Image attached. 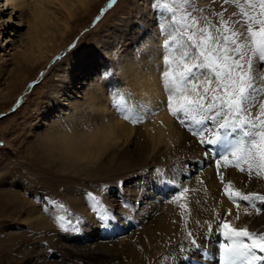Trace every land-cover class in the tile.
Wrapping results in <instances>:
<instances>
[{"label":"rangeland","instance_id":"obj_1","mask_svg":"<svg viewBox=\"0 0 264 264\" xmlns=\"http://www.w3.org/2000/svg\"><path fill=\"white\" fill-rule=\"evenodd\" d=\"M7 1L0 0V17L7 15L13 18V22L6 23L0 19V31L4 35L16 36V39L11 46L0 45V264H36V257L44 256L48 252L47 247H37L44 244L53 248L67 261V264H165L167 254L184 244L182 240L189 231L195 233L194 238L200 237L199 242L204 245L206 243L202 239L204 230H207L208 224L215 225L213 227L215 229L217 221H210L209 208L204 207L200 215L198 213L195 217L186 209L188 207L185 205H195L197 192L193 189L180 197L175 187L169 190L166 184L161 186L165 187L163 199L160 197L162 195L159 196L155 192L148 195L147 199L145 197L144 202H131L129 203L131 207L126 208L125 193L132 191L130 189L133 185L143 178V175L139 176L141 166L139 163H131L129 158L121 160L124 167L110 166L109 163H114L115 159L108 160L109 158L114 155L118 159L116 147L110 144L111 141H108L103 149L100 147L97 150L96 154L99 155L95 165L87 164L84 168L79 166L77 169L66 168L61 161V154H64L65 148L62 135L67 136L68 139L74 136L75 140L76 135H80L79 132L84 129L86 131L89 125L87 126L85 117L82 116L85 109L80 98L82 95H79V91L75 88L69 93L66 92V84L59 82L65 75L64 69L70 66L67 64L68 66L65 67L64 64L58 68L57 63L61 64L65 57L75 53L79 46L81 48L78 53L81 55L86 53L82 60L93 61V71L70 73L73 76L79 74L84 80L85 85L81 86L80 93H85L88 87L92 88L95 84L99 86L101 80L106 78L99 73L102 64L106 67L113 66L111 73L121 75L122 71L118 66L120 46L117 44L118 40L113 39L114 36H121L119 30H124L120 21L128 18L133 27H131L133 30L131 39L138 35V38L136 37L138 45L131 48L132 56L138 58L141 49H148L149 54L153 53L154 58L158 59L157 64L160 62V67L166 68L164 60L171 57L172 67L176 68L180 59L177 51L180 44L173 42L172 46L166 49L164 41L171 40V36L177 34L163 30L167 28V24H164L150 7L153 0H101L97 8L92 7L94 2L87 7L77 3L75 7L72 5L73 0H68L65 5L59 3L48 5L50 11L48 19L51 20L44 25L42 32H36L43 46L41 56L44 58L41 59L39 52L34 53L36 49L34 43L30 39L28 41V32L31 28L29 21H32L34 15L33 1L21 0V4L24 5L23 10H19V6L13 7L10 1L8 3ZM81 7L83 10L79 9ZM241 7L251 15L257 14L244 4V0H240L239 6L234 4L233 0H228L227 4L224 0H191V4L186 5L177 15L180 16L184 12L191 13V16L197 20V28L208 27L209 31L215 34L217 28H222V20L229 22L234 20L233 11L238 13ZM220 13H223V17L218 15ZM164 15L169 16L167 13ZM205 18L211 26L205 22ZM1 25H5L4 28ZM253 27L255 28V25ZM113 32L115 35L112 37ZM146 32H151L149 39L153 43L158 42V45L148 43L144 34ZM106 39H110L109 42H106ZM177 39L181 43H187L183 37L178 36ZM60 47L61 49L58 50ZM22 52H25V56L27 53L30 60L20 57ZM45 58L48 59L47 63H44ZM35 64L37 65L34 68ZM179 70L177 68V71ZM64 79L67 80L66 77ZM113 86L115 87L116 84ZM59 91L63 95L58 98L54 92ZM107 101L106 109L111 107L107 113L116 116L119 113L116 98L114 95H109ZM123 104L121 103L122 106ZM88 115H91L90 110L87 112ZM137 125L143 130V122ZM59 129L62 135H57L59 137L57 141L54 135ZM122 146L123 142L120 143L119 148ZM101 167L109 172L101 171ZM204 170L206 171V168H200V171L194 172L192 176L197 179L199 173L207 172ZM205 177L210 179L208 176ZM120 180L125 182L122 189L117 188ZM189 183L190 179L183 187L189 189ZM37 189L41 192L37 193ZM85 192H92L106 209L114 211L118 217L127 216L131 220L121 218L113 227L102 229L98 224L94 202L84 195ZM174 192L181 203L176 200L177 198L172 197ZM38 194L55 199L57 203L64 204L72 216L83 218L82 231L75 235L65 234L60 229L59 222L54 219L58 214L56 209H51L50 214L39 210L40 205L33 198ZM208 194L205 190L201 195ZM155 198H158L156 200L159 203L156 210H151L145 203H152ZM226 201L232 203L227 196ZM175 202L180 203L177 205L179 211L183 207L187 210L186 215L190 220H187L186 225L182 224V209L179 212L178 209L176 211L170 208ZM237 204L242 209L238 219L246 218L251 210L245 208L243 202ZM262 207L260 213L264 220V206ZM146 211H148L147 217ZM175 212L176 214L179 212L176 217H174ZM168 215L172 219L171 223L162 226V229L164 226L170 228L168 236L164 235L167 243L165 247L157 249L154 244L157 234H160L156 229L157 223ZM221 215L220 217L228 220V213L224 211ZM194 218L200 222L202 220V224L193 225ZM172 227L177 228L173 237H171ZM217 239L218 237L213 234L212 239L207 242L212 258L205 264H219L216 254ZM199 252L194 251L191 255L202 264ZM188 261L179 259L178 264L191 263L190 260ZM41 264H58V262L52 260Z\"/></svg>","mask_w":264,"mask_h":264},{"label":"snow or ice","instance_id":"obj_2","mask_svg":"<svg viewBox=\"0 0 264 264\" xmlns=\"http://www.w3.org/2000/svg\"><path fill=\"white\" fill-rule=\"evenodd\" d=\"M224 2L227 4L228 0ZM233 3L239 6L240 0H233ZM190 4L191 0H153L150 6L167 24L163 30L177 34L172 35L171 40L164 41V48H170L173 42L180 44L177 49L180 59L176 68L172 67V58L168 57L164 60L167 67L157 69L168 92L167 108L179 124L198 138L199 144L204 145V155L215 163L217 170L221 167V161L228 162L231 156L235 167L241 172L247 170L249 179L253 178L255 172V179L264 181V0H244V4L257 14L251 15L241 7L238 13L233 11L234 20H222V28H217L215 34L208 27L197 28V20L191 13L177 15ZM165 13L169 16H165ZM218 15L223 17V13ZM0 19L6 23L13 22V18L7 15ZM205 22L210 25L206 18ZM178 36L185 38L187 43H181ZM15 39L16 36L4 35L0 31V45L11 46ZM177 68L180 70L177 71ZM102 75L110 76L111 70H105ZM146 108L143 104L138 107L125 105L123 118L138 124L149 114L145 112ZM225 141L230 144L227 150L222 148ZM242 163L247 165V169L241 167ZM224 166L227 167V163ZM153 171L159 172V169ZM220 176L223 181V175ZM169 182L180 196L189 191L175 176ZM124 186L123 180L117 184L118 189ZM36 191L41 192L39 189ZM224 191L233 203L250 202L256 208L257 215L260 214L261 207H257L255 202L259 201L264 206V194L254 190L233 191L228 185ZM84 195L94 202L98 224L102 229L113 227L121 218L131 220L127 216L118 217L114 211L106 209L92 192H85ZM172 197L179 198L175 192ZM33 198L40 205L41 212L50 214L51 209L58 211L54 219L65 234L75 235L82 231L83 218L72 216L64 204L46 195L38 194ZM124 206L128 208L131 205L124 201ZM213 234L218 237L216 254L219 264H264V232L232 227L224 217L217 220L215 229L212 224L207 225L203 233L204 245L200 244L199 238H194L195 233L187 232V245L181 244L168 253L165 264H178L179 259L188 260L194 251H200L202 264H205L212 258L207 242ZM37 247H47L48 252L36 257V264L52 260L67 264L46 244Z\"/></svg>","mask_w":264,"mask_h":264},{"label":"bare ground","instance_id":"obj_3","mask_svg":"<svg viewBox=\"0 0 264 264\" xmlns=\"http://www.w3.org/2000/svg\"><path fill=\"white\" fill-rule=\"evenodd\" d=\"M9 1L10 4L13 5V7L19 6L18 9L23 10L24 5L21 4V0H8L7 3ZM32 1H33L32 4L34 5L32 6L33 12L32 11L31 12L34 15L32 17V21L31 20H30L31 22L29 21V23L31 24V28L29 27L30 29L28 32L29 35L28 41L30 39V41L34 43L36 47L34 53L39 52L41 56L43 46L39 42L40 37H38L36 32L38 31L42 32L43 31L42 29L45 28L44 25L48 22V20H51V18L48 19V16L50 15L48 5L56 4V3L65 5V2H67L68 0H32ZM100 1L101 0H73L72 5L75 6L77 3L78 5L80 3L84 7H87L90 4H92V2H94L95 4L92 7L97 8ZM79 9L83 10V7ZM150 19L152 20L153 18ZM120 22H121L120 24L123 27L122 29L124 30H121L122 33L119 30L121 36L118 35H117L118 37L114 36L113 40L116 41L117 39L118 40L117 44L120 46V52H118V56L120 57V60L118 61V66L122 71L121 75L120 74L115 75L111 73L110 76L103 78L101 80V84L99 86H96L95 84L92 88L88 87L85 93H80L81 86L85 85V82L83 79L80 78L79 74L94 70L92 68L93 61H89L88 59L87 61L82 60V58L85 57L86 53L82 55L78 53L81 46H79L78 49L75 50V53L73 54L70 53L67 57H65L64 61H62L61 64L60 63L56 64L57 65L56 67L58 68L64 64H66L65 67H67L68 65L70 66L68 67V69L67 68L64 69L63 73H65V75L60 78L59 82L62 84H66L67 86L66 92L69 93L71 89L75 88L77 89V91H79V95H82L80 98H82L83 101V108L85 107V109L82 112V116L85 117L84 119L87 126L89 125L86 128V131L84 129L83 131L79 132L80 135H76L75 140L73 139L74 138L73 135H72L73 136L72 139L71 138L68 139L67 136L62 135L61 134L62 131L60 129L59 132L55 133L54 136L56 140L57 139L59 140V137L57 135L63 136L62 141L65 148H64V154L63 153L61 154L62 164L66 168L76 167V169L79 166H83L84 168V166L87 164L95 165L96 159L99 155L96 154L97 150L100 147H102L103 149L104 145L108 141H111L110 144L116 147L117 155L116 154L115 155L118 159H116L113 155L108 160L115 159V161L114 163H109V165L124 167V163H121V160H127L129 158L131 159L130 161L131 163L140 164L141 169L139 170L140 172L139 176L143 175L142 176L143 178L141 180H138L139 182L136 185H133V187L130 189L132 191L125 193L124 201H128L130 204L131 202L136 203V201L144 202L145 197L147 199L148 195L150 194L152 195L155 192L157 193V195L163 196L164 195L163 189L165 187H161V186L167 184L169 186V190L172 189V187L174 186L169 181H172V178L174 176L176 177L177 181L182 182V186H185V183L188 181V179H190V183L188 185L189 190L193 189L194 191H196L197 198L194 202L195 205H185V206L188 207L186 208L187 210L193 213L194 215V216L192 215L193 217H195V215L198 213L200 215V212L204 209V207L209 208L211 210L209 212V219L211 222H216L220 218V216H222L221 215L222 212L224 211L226 213L230 212L231 215H228L227 221L232 225V227L238 229L247 227V229L250 232L261 233L264 230V225H263L264 220L262 219V213L257 215L256 208L253 207L250 202L244 201L243 203H245L246 205L245 208L250 209L251 213L247 214L246 218H243L241 220L237 219V215L240 216L242 214L241 213L242 209L240 208V205L239 207H237V203H240L241 201H238L237 203H233V202L228 203L226 201V195L224 189L225 186L228 185L230 190L233 191L236 189H239L244 192H247L248 190H254L260 192L261 194H264V181H259L255 179V172H253V178L249 179L247 170L241 172L239 168L235 167L234 161H232L231 156L229 157L228 162L221 161V167L219 170H217L215 163L204 155V151H203L204 147H202L203 145L199 144L198 138L193 137L191 132L188 129H186L184 126L180 125L177 119L174 118L169 112L167 108L168 92L166 91L164 84L161 80L160 73L157 70L158 67L161 66L160 62L157 64L158 59L154 58L153 53L149 54L150 51L144 48L140 50V54L139 56H137L138 58H134L132 56L133 50H131V48L134 47L135 45H138V41H137L138 35L133 36V38L131 39V31H133L131 29L133 27L131 21L128 18ZM1 26L4 28L5 25H1ZM32 30L34 31L32 34H30ZM144 34L146 35L144 36L147 38L148 43L152 42V45L153 44L158 45V42L153 43V41L149 39L150 38L149 35L151 34V32H146ZM113 35H115V32L112 33V37ZM109 40L110 39H106V42H109ZM60 49L61 47L58 50ZM58 50H56V52ZM34 53L31 54L34 55ZM26 55L27 56H25V52H22L20 57H25L24 59H28V54L26 53ZM62 56H64V54H62ZM42 57L43 56H41L40 59ZM47 58L49 59V57ZM47 58H45L46 62L44 63H47L48 60ZM34 62L36 63V61ZM36 65L37 64H35L34 68L36 67ZM112 68L114 67L109 65L108 67H106V65L102 64L99 73L102 74L105 72V70H111ZM72 71H76L79 74L77 76H73L70 74ZM65 77L67 78V80L64 79ZM115 84L116 86L114 87L113 85ZM116 90L117 92H115ZM54 93L55 96L58 98L61 97V95H63L60 94L61 93L60 91ZM109 95L111 96L114 95V97L117 100L116 107L119 113L116 112L117 113L116 116H112L107 113V110L111 108L109 107L108 109H106L108 107L107 100L109 99ZM121 103H124L123 106L121 105ZM141 104L147 106L145 112L149 113L145 116V119L142 121L144 125L143 130H141V127H139V125L133 124L130 121L125 120L123 118V115H120L122 114V109L124 108L125 105L138 107ZM88 110L91 111V115L87 116ZM123 119L125 121H123ZM92 137L94 138L90 140V138ZM49 139H51V137H49ZM122 142H123V146L119 148V145ZM229 147L230 144L227 141L223 142L222 144L223 149L227 150ZM225 163H227L228 165L227 167L224 166ZM203 167L206 168L207 172L205 170L204 171L207 174L204 172L203 174L199 173L198 175L199 177L197 179L194 176H192L194 172L200 171V168L203 169ZM241 167L247 169V165L243 163L241 164ZM154 169H159V172L153 171ZM101 171L109 172L103 169L102 167H101ZM220 174L223 175L222 182L221 180H218L219 178L221 179ZM205 176L210 177V179L209 178L206 179L207 177ZM185 178L187 179L185 180ZM229 181H231L230 185H229ZM245 185H247V187H245ZM202 190L203 191L206 190V192H208L210 195L209 194L207 196L201 195L203 193ZM156 199L158 198H155V200ZM155 200L154 201L152 200L153 204L150 202L147 204L145 203V205L146 206L148 205V208H151V210H156L159 202H157V200L155 202ZM176 200L179 201V198H177ZM185 200L187 202V199ZM179 202L181 203V201ZM179 202H177V204L176 202L171 204L170 208H174L177 211L178 209L177 205L180 204ZM187 204L189 203L187 202ZM255 204L257 207H261V211H262L263 207L260 205V202L256 201ZM181 209L183 213L182 224L186 225L187 220H190L189 219L190 217L186 215L187 210L185 209V207ZM181 209L180 211L178 209V211L181 212ZM143 210L145 209L143 208ZM148 211H146L145 213L146 217L148 215ZM179 212L177 214L175 212L174 217H176L179 214ZM204 218L206 217L204 216ZM196 219L194 220V222H192V224L201 225L202 220L200 222L199 220ZM174 220L175 222L177 221L175 218ZM171 221L172 219L169 215L167 216V218L164 217L162 218V220L158 221L156 229L160 234H157L158 237L154 240L155 242L154 244L156 245L157 249L158 247H165L167 243V238L164 237V235L168 236V232L170 228L168 226L167 227L164 226L163 229L166 231L165 232L162 229V226L163 224L169 225ZM149 224L151 223L149 222ZM176 229L177 228L175 229L173 227L171 228L172 231L171 237H173V235L175 234ZM196 230H198V228ZM182 241H184V245H187L188 242H186L185 237L183 238ZM134 257L135 255L133 256V258ZM193 260L197 261L200 264L199 260H197L196 258H193Z\"/></svg>","mask_w":264,"mask_h":264}]
</instances>
